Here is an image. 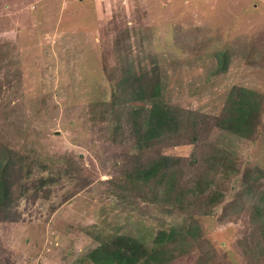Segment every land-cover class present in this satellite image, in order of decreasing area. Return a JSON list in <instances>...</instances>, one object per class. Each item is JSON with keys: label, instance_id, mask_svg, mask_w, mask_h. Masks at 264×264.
<instances>
[{"label": "rangeland", "instance_id": "1", "mask_svg": "<svg viewBox=\"0 0 264 264\" xmlns=\"http://www.w3.org/2000/svg\"><path fill=\"white\" fill-rule=\"evenodd\" d=\"M220 53L227 66L216 72ZM130 71L157 85V100L194 114L196 130L146 148L124 123L116 130L112 114L152 101L111 103ZM234 86L264 101V0H0V148L20 159L9 218L0 215V264H98L91 254L122 237L150 253L170 227L196 239L169 243L168 264L203 253L207 264H264L249 209L223 215L246 169L264 170V104L252 139L215 126ZM161 155L176 159L172 193L130 180ZM211 156L221 157L216 170ZM207 175L202 196L175 201ZM124 180L137 186L130 201Z\"/></svg>", "mask_w": 264, "mask_h": 264}, {"label": "trees", "instance_id": "2", "mask_svg": "<svg viewBox=\"0 0 264 264\" xmlns=\"http://www.w3.org/2000/svg\"><path fill=\"white\" fill-rule=\"evenodd\" d=\"M226 66L227 55L225 53L218 54L216 72L224 71ZM127 76H130L131 80ZM122 78V94H114L112 104L125 107L128 102H138L143 98L152 100L150 105L142 110L137 108L112 114L116 130L123 131L124 126L127 125L133 135L136 147L146 148L155 139L176 138L181 130L185 132L196 130L197 123L193 120L194 114L189 113L190 117L184 116L181 109L157 100L159 98L157 85L141 83V78L136 72H125V76ZM262 104H264L263 97L254 90L234 86L227 94L226 102L214 121L215 126L238 138L252 139L260 122ZM187 118L191 123L187 121ZM10 150L9 147L0 148V215L5 219L9 218L8 209L12 206L8 195L14 185V181L12 182L14 178H10V176L16 166L20 167V159L14 153L11 155ZM220 158L219 156L215 159L213 156L208 157V160L215 166L214 170L219 167V163L217 164L215 161ZM175 161L176 159L170 155H161L148 161L147 165H137L130 169V173L127 175L130 174V180L133 182L139 181L146 184L151 181L153 186H162L164 192L171 191L172 193L176 182V170H173L176 167ZM263 171L261 169L255 171L246 169L243 173V180L248 183L238 191V196L224 208L223 212V215L227 216L240 212L242 208L249 209L250 222L257 232L252 243L261 254L264 253V188L261 187ZM203 179L201 176H197V180L193 182L194 188L186 187L183 194L174 197L175 201L181 202L183 195L202 196L212 183L208 175L207 179L202 181ZM119 184L123 188L120 198L130 201L128 192L132 190V187L136 190L137 186L134 184L130 187L129 180L121 181ZM163 196L168 197V194ZM186 236L196 239L194 230H184L180 227L159 230L155 237L156 249L151 250L150 253L146 252L138 240L122 237L115 241L108 250L105 248L106 245L99 247L91 254V258L98 264H168L173 256L172 250L169 249V243L177 242L179 238ZM180 252L178 251L177 254ZM197 260L199 262L196 264H207L204 262V253Z\"/></svg>", "mask_w": 264, "mask_h": 264}]
</instances>
